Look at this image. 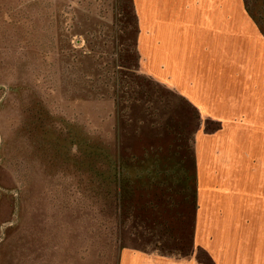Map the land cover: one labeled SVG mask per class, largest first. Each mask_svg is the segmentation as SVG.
<instances>
[{
    "label": "rangeland",
    "instance_id": "rangeland-1",
    "mask_svg": "<svg viewBox=\"0 0 264 264\" xmlns=\"http://www.w3.org/2000/svg\"><path fill=\"white\" fill-rule=\"evenodd\" d=\"M202 1L0 0V264L245 261L263 100L241 0Z\"/></svg>",
    "mask_w": 264,
    "mask_h": 264
},
{
    "label": "crops",
    "instance_id": "crops-1",
    "mask_svg": "<svg viewBox=\"0 0 264 264\" xmlns=\"http://www.w3.org/2000/svg\"><path fill=\"white\" fill-rule=\"evenodd\" d=\"M251 1V0H250ZM250 1L241 0L243 11L245 12L246 18H247V27H246V36L245 33H242L244 35L243 42L246 41V62H247V72L246 76L248 78V84L250 88L248 90H251L252 93H254V97L257 95L262 96V102H259L256 106V109L259 110V113L261 112L264 115V26L261 25L263 23H260L256 17L253 16L254 11L249 9ZM201 3V1L199 2ZM247 4V5H246ZM202 5L206 6V0L202 1ZM198 10V21L197 23H200L196 26V29H200L203 31L207 30V24L209 23L210 19L207 17V11L205 9H201L200 6L197 8H194L193 10ZM200 19V21H199ZM206 20H208L206 22ZM190 23V22H189ZM191 24V23H190ZM212 26V24H211ZM214 27V26H213ZM212 29V27H211ZM216 29V27H215ZM204 33L202 32L201 36ZM173 45H177L176 42L173 43ZM174 56H181L177 51L172 52ZM261 104V105H260ZM217 122V121H216ZM264 127V124H262ZM248 135H238L237 138H233L231 135V141L233 142H241V141H248ZM262 136V142H264V133H261ZM254 140V137L252 138V141ZM232 151V147H231ZM241 151V150H240ZM241 157V156H240ZM222 158V156H221ZM220 163V162H219ZM222 165V162H221ZM222 169V168H221ZM253 172L252 169H240V179L246 183V186L248 184H252V182L249 179L248 175H251ZM223 171H221V174ZM239 179V180H240ZM238 189L243 190L240 186ZM247 190V189H245ZM261 190V189H258ZM258 198H260L261 203L257 204L256 207L252 210V217H245L243 219V222L249 221L252 222V225L249 226L247 230V239H246V248H245V261H233L231 257L225 256L227 252H223V241L221 242V252H219L217 249L219 248V242L218 238L216 237L215 243H216V253H215V264H264V185L263 190L261 194L259 193L257 195ZM204 204V203H203ZM200 214V213H199ZM200 216V215H199ZM238 220H241L240 217H238ZM199 226V240H202V237L205 239L206 233L205 230L202 229L201 221L199 222L198 218V224ZM204 230V232H202ZM197 234V233H196ZM197 239V238H196ZM206 244H198L199 250L203 251L207 254L208 249L205 246ZM195 246V245H194ZM196 248V246L194 247ZM223 253H225L223 255ZM227 255V254H226ZM149 256V255H148ZM147 254L143 252H136V251H130V250H124L121 254L120 262L119 264H176L173 260H170V258L162 257L161 259H153L149 258ZM178 264H198L196 262L192 261H182Z\"/></svg>",
    "mask_w": 264,
    "mask_h": 264
}]
</instances>
